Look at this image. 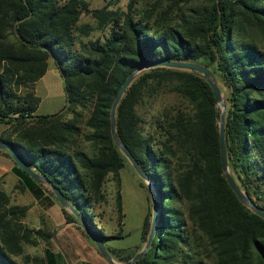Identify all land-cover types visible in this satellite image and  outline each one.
<instances>
[{
	"label": "trees",
	"instance_id": "obj_1",
	"mask_svg": "<svg viewBox=\"0 0 264 264\" xmlns=\"http://www.w3.org/2000/svg\"><path fill=\"white\" fill-rule=\"evenodd\" d=\"M138 1L129 0L122 11L90 10L86 0H0V123L11 126L17 138L0 136V142L10 143L46 176L102 241L122 238L103 235L93 213L111 174L119 225L124 217L119 172L130 165L111 136L112 102L127 76L143 64H199L224 91L231 175L264 212V0H168L170 10L198 2L174 24L163 10L152 20L164 0H142L144 10ZM83 13L95 27L80 24ZM96 29L105 33L85 41ZM50 58L64 81L67 106L38 116L40 100L33 89ZM165 95L184 105L159 113L145 133L138 107ZM78 109L88 111L87 152L79 147ZM66 114L73 118L64 120ZM216 114L220 108L201 75L163 66L143 72L121 98L116 133L152 179L160 204L152 244L135 264H264V219L239 201L225 179ZM12 172L22 191L49 207L52 197L57 202L45 183L15 163ZM1 180L0 175V185ZM140 186L147 190L141 180ZM9 202L0 186V264H19L14 257L23 254L24 244L37 245L38 238L48 244L50 236L25 227L21 220L28 208ZM61 211L66 224H79ZM151 219L149 207L142 245L131 254L106 246L114 259L127 261L144 246ZM46 252L52 264L53 255Z\"/></svg>",
	"mask_w": 264,
	"mask_h": 264
},
{
	"label": "rangeland",
	"instance_id": "obj_2",
	"mask_svg": "<svg viewBox=\"0 0 264 264\" xmlns=\"http://www.w3.org/2000/svg\"><path fill=\"white\" fill-rule=\"evenodd\" d=\"M86 2L88 3L90 10L108 7L112 10L120 9L126 11V6L129 0H86ZM197 3V1H193L189 5H183L181 8L170 10V3L168 0H164L162 9L159 8L153 13L154 18H152V20L163 10L169 13V21L174 24L183 15H188ZM137 7L144 10L146 8L144 1L139 0ZM164 23H166V21H164ZM80 24L96 26L95 21L86 13L82 14ZM104 33V30L96 29L91 33L89 38L84 40L95 39L98 36H102ZM221 90H224V87H221ZM33 91L40 100L36 111V115L38 116L58 114L67 106L64 81L59 75L52 58L48 59L46 73L38 82H36ZM223 92L224 91H222V94L224 95ZM172 105L182 107L184 103L173 95H165L157 100L150 99L142 102L138 107V113L144 121V132L147 133L151 131L153 119ZM78 112L81 113L80 119L82 120V122L79 123V130L81 133L79 147L87 152L91 150V144L83 139V134L89 132L84 125L88 111L78 109ZM72 118L73 116L71 114H66L64 120ZM0 136H9L13 140L17 139L16 135L12 133V127L2 123H0ZM13 166L14 161L9 153L0 150V175L2 176L0 186L9 196V206L27 207L28 210L26 216L21 220V223L29 229H43L50 236L48 244L40 238H38L37 245L32 246L24 244L23 254L14 257V259L19 264H36L34 263V259H45L46 264H48L51 257H48L47 255L46 251L48 250L53 255L52 264H108L101 256L96 246L93 245L84 234L80 223V225L77 223L70 224V228L65 229L64 225L66 224L61 211L62 208L58 201L56 202L54 200V197L51 199H53L56 206L49 207L46 205V201L39 202L28 192L22 191L19 188V179L12 172ZM132 170L133 168L131 166H127L119 172L124 215L120 225L117 223L115 201L117 188L111 174L107 176L102 188V193L105 197L104 200L95 203L93 208L95 223L103 235L122 236V238L119 239L104 241L106 246L110 249L123 250L121 255L131 254L142 245L141 236L143 222L148 208L150 207L152 210L149 192L146 188L140 186V180L144 184L145 182L135 173L134 170ZM63 221L64 223H62ZM67 245L71 247V250L75 251V260L68 252L69 250L66 248ZM25 257H29V259L26 260ZM116 261L123 263V261Z\"/></svg>",
	"mask_w": 264,
	"mask_h": 264
},
{
	"label": "water",
	"instance_id": "obj_3",
	"mask_svg": "<svg viewBox=\"0 0 264 264\" xmlns=\"http://www.w3.org/2000/svg\"><path fill=\"white\" fill-rule=\"evenodd\" d=\"M163 66L166 68L172 69H180L198 73L204 79V81L209 85L214 95V101L216 108H220V114H216L217 123L219 125V150H220V160H221V167L225 179L235 193L239 201L245 205L248 209H250L253 213L260 216L264 219V212L259 208V206L238 186L235 182L234 178L231 175L228 161H227V152H226V144H225V113H226V103L224 100V95L220 91L214 75L211 71H209L206 67L195 64V63H187V62H174V63H158V64H143L137 67L134 71H132L125 81L123 82L122 86L120 87L119 91L117 92L111 108H110V132L112 139L115 145L118 147L121 154L133 168L135 173L145 182L147 190L150 195V199L152 202V219H151V226L149 235L147 238L146 243L144 246L128 261L119 263L117 262L109 251L106 248L105 242L102 241L94 231L88 226V224L84 221L82 216L78 214V212L70 205L67 198L63 195V193L55 186L53 183L44 175L36 172V167H32L27 164L23 156L17 152L10 143L2 141L0 142V150L7 151L11 156L14 163L24 172H26L32 179L39 183H45L50 190L52 191L53 195L57 199L58 203L60 204L61 208L68 212L69 214L73 215L82 227L86 230L88 236L90 237L91 241L97 247L101 256L107 261L108 264H135L139 259H141L145 253L150 248L152 241L155 236L157 220L160 211V204H159V197L157 193V188L153 183L152 179L144 172L138 165L137 161L134 159L132 154L129 152L127 147L120 141L117 133H116V120H115V113L116 108L123 97L125 91L129 88L133 80H135L138 76H140L143 72L150 70L152 68Z\"/></svg>",
	"mask_w": 264,
	"mask_h": 264
},
{
	"label": "crops",
	"instance_id": "obj_4",
	"mask_svg": "<svg viewBox=\"0 0 264 264\" xmlns=\"http://www.w3.org/2000/svg\"><path fill=\"white\" fill-rule=\"evenodd\" d=\"M36 114V113H35ZM26 192H28L34 199H35V197H34V195L33 194H31L29 191H27L26 190ZM36 200V199H35ZM56 206V204L53 202L52 203V205L50 206V207H55ZM62 223H64V221L62 222ZM66 224V223H65ZM65 226V229H67V228H70V224H66V225H64ZM79 240V239H78ZM66 248H67V250H69L68 252L73 256V258H74V260H75V257H74V255H75V251L74 250H71V247L69 246V245H67L66 246ZM52 254V253H51ZM76 256V255H75ZM45 260V259H44ZM46 262V261H45Z\"/></svg>",
	"mask_w": 264,
	"mask_h": 264
}]
</instances>
